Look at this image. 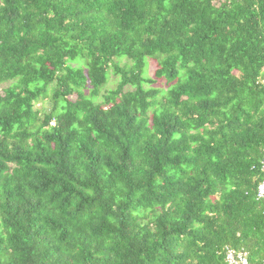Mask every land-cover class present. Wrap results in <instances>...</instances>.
<instances>
[{
  "label": "trees",
  "instance_id": "obj_1",
  "mask_svg": "<svg viewBox=\"0 0 264 264\" xmlns=\"http://www.w3.org/2000/svg\"><path fill=\"white\" fill-rule=\"evenodd\" d=\"M5 83L0 264L264 263V0H0Z\"/></svg>",
  "mask_w": 264,
  "mask_h": 264
},
{
  "label": "built area",
  "instance_id": "obj_2",
  "mask_svg": "<svg viewBox=\"0 0 264 264\" xmlns=\"http://www.w3.org/2000/svg\"><path fill=\"white\" fill-rule=\"evenodd\" d=\"M261 165L262 171L264 172V159ZM257 199L264 203V181L257 187ZM225 261L227 264H250L249 254L246 250H237L229 246L225 249Z\"/></svg>",
  "mask_w": 264,
  "mask_h": 264
},
{
  "label": "rangeland",
  "instance_id": "obj_3",
  "mask_svg": "<svg viewBox=\"0 0 264 264\" xmlns=\"http://www.w3.org/2000/svg\"><path fill=\"white\" fill-rule=\"evenodd\" d=\"M156 68H157V62L155 60L149 59L146 75L152 77L154 75V71L156 70ZM116 83H117V78L110 72L109 82L105 86V88L103 89V92L108 90V89L114 88L116 86ZM7 86H8V83L1 84L0 85V93H2L3 89ZM155 86L160 87V88H166L167 85L162 80H158L157 83L155 84ZM35 106H36V108L43 109V108H46L48 106V104L40 101V102L36 103Z\"/></svg>",
  "mask_w": 264,
  "mask_h": 264
}]
</instances>
